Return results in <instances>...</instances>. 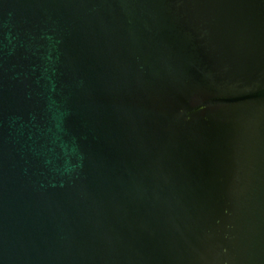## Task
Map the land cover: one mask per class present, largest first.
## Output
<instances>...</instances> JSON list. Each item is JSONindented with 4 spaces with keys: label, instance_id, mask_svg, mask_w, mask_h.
I'll use <instances>...</instances> for the list:
<instances>
[{
    "label": "water",
    "instance_id": "water-1",
    "mask_svg": "<svg viewBox=\"0 0 264 264\" xmlns=\"http://www.w3.org/2000/svg\"><path fill=\"white\" fill-rule=\"evenodd\" d=\"M0 264H264V0H0Z\"/></svg>",
    "mask_w": 264,
    "mask_h": 264
}]
</instances>
